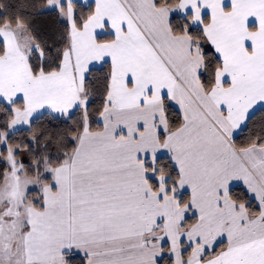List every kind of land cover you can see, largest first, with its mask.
<instances>
[{"label":"snow or ice","instance_id":"6c2138e0","mask_svg":"<svg viewBox=\"0 0 264 264\" xmlns=\"http://www.w3.org/2000/svg\"><path fill=\"white\" fill-rule=\"evenodd\" d=\"M0 264H264V0H0Z\"/></svg>","mask_w":264,"mask_h":264}]
</instances>
